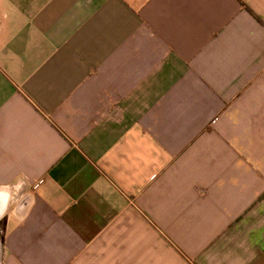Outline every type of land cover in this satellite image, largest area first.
Returning a JSON list of instances; mask_svg holds the SVG:
<instances>
[{"label": "crops", "instance_id": "crops-1", "mask_svg": "<svg viewBox=\"0 0 264 264\" xmlns=\"http://www.w3.org/2000/svg\"><path fill=\"white\" fill-rule=\"evenodd\" d=\"M0 264H264V0H0Z\"/></svg>", "mask_w": 264, "mask_h": 264}]
</instances>
